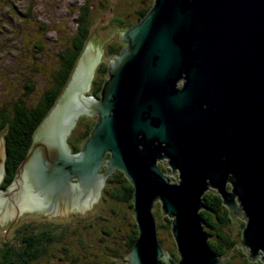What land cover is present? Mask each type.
Here are the masks:
<instances>
[{"label": "water", "instance_id": "95a60500", "mask_svg": "<svg viewBox=\"0 0 264 264\" xmlns=\"http://www.w3.org/2000/svg\"><path fill=\"white\" fill-rule=\"evenodd\" d=\"M122 39L100 95L86 92L103 45L82 50L7 187L2 137L0 230L90 213L107 177L122 172L137 231L123 264H224L234 245L264 263V0H152ZM93 115L74 150L72 128ZM208 185L234 220L245 218L225 255L210 246L201 213ZM160 203L178 257L160 238Z\"/></svg>", "mask_w": 264, "mask_h": 264}, {"label": "trees", "instance_id": "16d2710c", "mask_svg": "<svg viewBox=\"0 0 264 264\" xmlns=\"http://www.w3.org/2000/svg\"><path fill=\"white\" fill-rule=\"evenodd\" d=\"M151 5L152 0H147L141 7L137 8L133 18L127 20L125 23V28L140 20ZM27 11L26 14H30V10ZM77 11V28L74 36H72L71 43L64 50H59L60 64L52 72V83L40 93V97L36 102L30 103L23 98L24 93L34 91L36 86L32 80H26L22 83L21 87L23 89L21 94L17 88L14 90L13 94L4 92V97L8 98L0 103V131L5 129L3 136L5 138L7 156L4 178L1 182L2 187H7L12 181L19 163L28 152L37 127L57 102L58 97L72 75L79 55L85 47L89 35V6L84 2ZM23 25L21 28L26 26ZM46 26V23L41 22L39 26L35 28L44 30ZM32 42H34L32 45H34L35 48H44L41 39ZM123 46L124 44L122 43L110 44L108 50L111 56L113 57L114 54L120 52ZM108 65V62H101L98 66L90 93L94 95L100 94L101 87L106 79ZM4 97L0 96V99ZM93 125L94 122L89 121L86 128L80 134L76 135L74 138H71L74 134L70 135L69 141L74 150H78L82 147L78 141L86 138ZM101 198H107L110 202L126 203L131 210L129 212H123L122 210H118L119 208L117 209V207H111L108 209L109 215L100 213L93 220L83 222L81 226L84 227V229L82 228L81 230L78 229V226L66 225L65 227H56V225L52 223H43L39 225L33 221L23 222L16 228V236L12 239L4 240L0 245V264H45V260L49 259L47 257L53 253L51 251L55 250L56 247H61L63 252H67L72 262L82 264L81 257L79 253L77 254L76 252V245H78V247L83 246L82 251L86 256L88 253H92V258L88 257L92 263L87 262L86 264H123L120 262V258H123V255L133 247L137 238V231L135 218L132 212L129 181L122 172L107 177ZM215 200L217 204L216 202L215 204L209 203L210 209L212 208L211 210L204 211L202 209L201 213L207 231L215 235L209 238L210 246L215 252L225 255L227 249H230L239 241L245 220L242 222L243 225L239 230L238 237L232 236L223 228L224 223L230 220V210L228 207L225 208V210L222 209L219 201L220 198ZM115 220H120V222L126 223L127 226L120 237L115 234V238L117 237L114 240L116 246H108L110 251H104V248L97 247L90 240H87V234L91 233L96 225L98 226L97 229H100L99 231L102 232V234L99 235V239L108 236V234L113 235V230L109 224ZM158 225H160V227H167L170 230L171 218H166L165 216V219H159ZM84 233H86V235ZM70 245H72V251ZM232 248H237L240 252L244 251L242 245H234ZM122 249L124 250L123 252ZM172 251L177 255L175 248L172 249ZM226 262L227 261H224V264H226ZM259 262L260 264H264L262 260ZM243 264L247 263L244 262Z\"/></svg>", "mask_w": 264, "mask_h": 264}, {"label": "rangeland", "instance_id": "374dc122", "mask_svg": "<svg viewBox=\"0 0 264 264\" xmlns=\"http://www.w3.org/2000/svg\"><path fill=\"white\" fill-rule=\"evenodd\" d=\"M146 1L147 0H0V96L4 97V92L13 94L16 88L21 94L23 89L21 87L22 83L26 80H32L36 87L33 92L24 93L23 98L30 103L36 102L40 97V93L52 83V72L60 64L59 50H64L71 43L72 36H74L77 28V9L80 8L82 3L86 2L89 6V35L85 47L89 43L92 47L103 45V58L101 61L107 63L110 58H112L108 50L109 45L112 43H123L124 39H122V33L125 29V23L127 20L133 18L137 8L141 7ZM27 10H30L29 16L26 14ZM41 22L46 23V28L44 30L39 28L36 29L35 27H38ZM23 24L27 25L24 26ZM22 25L24 26L23 28H21ZM37 39L42 40L44 48L38 49L32 45L34 44L32 41ZM125 45L126 44H124V46ZM96 74L97 71L94 77ZM92 86L93 83H91L86 93L93 95V93H90ZM6 98L8 97L1 98L0 103ZM96 119V115L78 119L69 137L71 134H74L71 136V138H74L86 128L89 121L95 122ZM4 131L5 129L0 131V141L2 137L4 138ZM78 143L82 145L83 140L78 141ZM213 188L215 187L213 186ZM101 197L102 192L101 195L96 198L93 210L90 213L80 216L72 213L67 219L33 222L39 225L43 223H52L56 225V227H65L66 225L78 226V229L81 230L82 228L84 229V227L81 226L83 222L93 220L100 213L109 215L108 209L111 207H117V209L119 208L118 210H122L123 212H129L131 210L126 203L110 202L107 198L104 199ZM153 208L157 212L158 220L165 219V216L161 215V203L154 205ZM167 217L168 216H166V218ZM244 220L245 218L236 215L235 220L232 217L227 223H224L223 228L232 236L238 237L239 230ZM22 223L23 222H17L10 230H0V245L4 240L15 237L17 234L16 228ZM109 225L113 230V235L108 234V236L99 239V235L102 234V232L99 231L100 229H97L98 226L96 225L92 232L87 234V240H90L97 247L104 248V251L109 250L108 246H116L114 240L117 237L115 238V234L120 237L127 225L122 221L120 222V220H115ZM158 230L164 246L171 252H173L172 249L175 248L177 255L175 253L174 255L178 257L179 253L171 228L169 230L167 227H160V225H158ZM84 234L86 235V233ZM214 236L215 235L210 234V238ZM70 246L72 251V245ZM82 248L83 246L78 247V245H76V252L77 254L79 253L82 264H86L87 262L92 263V261L88 259V257L92 258V253H88L86 256ZM123 251L122 249V252ZM229 251L230 249H227L226 254H228ZM231 251L234 252L228 254L224 260L227 261L226 264H243L244 262L247 264H260L259 261H261V259H250L247 257L248 253L246 251L240 252L237 248H231ZM51 252L53 253L47 257L49 259L45 260V264H76L70 260L69 254L63 252L61 247H56L55 250ZM126 254L127 252L123 255V258ZM123 258H120L121 263L125 262Z\"/></svg>", "mask_w": 264, "mask_h": 264}, {"label": "flooded vegetation", "instance_id": "af4514ba", "mask_svg": "<svg viewBox=\"0 0 264 264\" xmlns=\"http://www.w3.org/2000/svg\"><path fill=\"white\" fill-rule=\"evenodd\" d=\"M124 47V46H123ZM115 55V54H114ZM114 55H113V57H114ZM112 57V58H113ZM112 58H110V60L112 59ZM109 60V61H110ZM109 61H108V64H109ZM102 62V61H101ZM101 62L98 64V66L101 64ZM98 66H97V68H98ZM97 70V69H96ZM93 80H94V78H93ZM93 80H92V83H93ZM100 95V94H99ZM157 162V165H158V167L163 171V173L165 174V175H169V170H168V164H167V161H156ZM171 181H173V182H178V172H172V178H171ZM226 188L227 189H231V182L230 181H227V183H226ZM216 191H217V188L215 187V188H213V186H210V185H208V188L206 189V191L204 192V194H203V202H204V205L207 207H203L202 209L204 210V211H206V210H211L210 209V206H209V203H213V204H215V202H216V200L215 199H218V198H220V204H221V207H222V209L223 210H225V208H227L228 206L226 205V203H224L223 202V199H222V193L220 192V191H217V193H216ZM216 204H217V202H216ZM229 208V207H228ZM202 209H201V211H202ZM229 210H230V208H229ZM232 218V216L230 217V219ZM204 220V219H203Z\"/></svg>", "mask_w": 264, "mask_h": 264}]
</instances>
